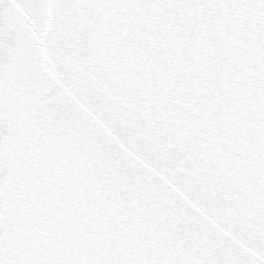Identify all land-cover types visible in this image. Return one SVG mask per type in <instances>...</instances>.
I'll return each instance as SVG.
<instances>
[{
  "label": "snow or ice",
  "instance_id": "6c2138e0",
  "mask_svg": "<svg viewBox=\"0 0 264 264\" xmlns=\"http://www.w3.org/2000/svg\"><path fill=\"white\" fill-rule=\"evenodd\" d=\"M0 264H264V0H0Z\"/></svg>",
  "mask_w": 264,
  "mask_h": 264
}]
</instances>
